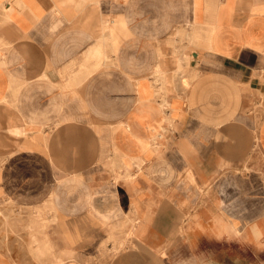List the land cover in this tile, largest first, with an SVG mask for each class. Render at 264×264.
Wrapping results in <instances>:
<instances>
[{"label":"crops","instance_id":"0c3cea01","mask_svg":"<svg viewBox=\"0 0 264 264\" xmlns=\"http://www.w3.org/2000/svg\"><path fill=\"white\" fill-rule=\"evenodd\" d=\"M9 202L48 263L264 264V0H0Z\"/></svg>","mask_w":264,"mask_h":264},{"label":"rangeland","instance_id":"374dc122","mask_svg":"<svg viewBox=\"0 0 264 264\" xmlns=\"http://www.w3.org/2000/svg\"><path fill=\"white\" fill-rule=\"evenodd\" d=\"M86 189L75 187L74 193L81 197ZM80 201V198H79ZM38 209L17 207L13 203L0 204V249L10 256L13 263L7 264H63L48 263L50 251L48 245V235L43 236V232L48 231L49 221L34 219L33 212ZM43 211H45L43 209ZM39 212H41L39 210ZM8 218V219H7ZM43 231V232H42ZM236 249V248H235ZM38 250V251H37ZM38 252V253H37ZM87 255L91 260L98 256L110 253L90 251L89 253H74V255ZM244 254L247 258H262L264 253H252L251 251L242 252L235 250V256ZM39 257V258H38ZM6 264V263H0ZM64 264H111V263H64ZM241 264V263H233ZM245 264V263H243ZM254 264V263H249Z\"/></svg>","mask_w":264,"mask_h":264},{"label":"bare ground","instance_id":"6f19581e","mask_svg":"<svg viewBox=\"0 0 264 264\" xmlns=\"http://www.w3.org/2000/svg\"><path fill=\"white\" fill-rule=\"evenodd\" d=\"M13 5V4H12ZM44 140V139H43ZM128 149V148H127ZM119 162V161H118ZM121 164V163H120ZM122 170V169H121ZM121 173V172H120ZM8 219V218H7ZM38 251V250H37ZM38 253V252H37ZM106 256V255H105ZM39 258V257H38ZM71 260V259H70ZM45 264V263H44ZM64 264V263H63Z\"/></svg>","mask_w":264,"mask_h":264}]
</instances>
